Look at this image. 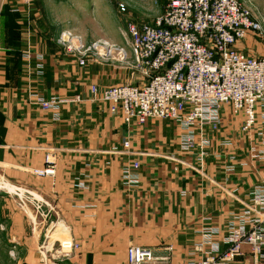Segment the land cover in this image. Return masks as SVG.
I'll list each match as a JSON object with an SVG mask.
<instances>
[{
	"label": "crops",
	"instance_id": "obj_1",
	"mask_svg": "<svg viewBox=\"0 0 264 264\" xmlns=\"http://www.w3.org/2000/svg\"><path fill=\"white\" fill-rule=\"evenodd\" d=\"M85 2L0 0V264H127L130 244L150 248L153 264H194L204 227L216 229L223 251L231 215H243L252 191L264 188V158L248 152L261 148L264 125L258 119L241 132V115L223 104L218 128H204L209 144L202 161L196 147L181 149L179 137L188 131L170 119L128 126L120 112L93 99L90 86L138 84L140 73L118 49L106 56L104 48L89 51L80 65L57 42L69 30L88 43L74 21ZM255 39L249 34L236 47L264 56ZM112 44L129 58L124 46ZM34 93L81 101L62 103L55 120ZM45 157L54 162L53 176L32 172ZM132 161L139 162L138 182L125 187L121 168ZM249 216L264 227L257 213ZM254 260L244 244L232 264Z\"/></svg>",
	"mask_w": 264,
	"mask_h": 264
},
{
	"label": "built area",
	"instance_id": "obj_2",
	"mask_svg": "<svg viewBox=\"0 0 264 264\" xmlns=\"http://www.w3.org/2000/svg\"><path fill=\"white\" fill-rule=\"evenodd\" d=\"M119 7L125 10L123 4ZM249 34L264 44V6L259 15L239 0H166L163 12L152 23L127 22L125 39L130 48L129 58L121 47L107 40L85 46L69 30L60 32L57 42L78 58L80 65L85 63L88 53H98L97 49H105L103 56L118 49L140 73L142 81L101 89L91 85L93 99L107 102L113 113L120 112L128 126L142 125L149 119L174 121L188 131L179 137L181 149L196 147L198 160L202 161L209 144L204 128L214 131L218 128L223 104L230 105L235 115H241V132L250 131L258 119L259 125H264V56H254L236 47ZM32 96L41 109L53 111L55 120L59 118L62 103L81 101L79 95L45 98L34 93ZM196 131L199 138H195ZM259 135L261 148L257 149L255 144L248 151L253 159L264 158L262 131ZM122 147L124 152L128 151L130 140L125 139ZM138 167V161L123 165V186L138 182ZM55 171L54 162L48 157L44 167L32 169L34 174L44 176H53ZM250 213H257L259 221L264 222V188L256 187L252 191L250 207L243 215H231L223 251L213 239L216 229L204 227L200 231V239L193 246L198 256L194 264H232L244 244L250 246L254 264H258L264 254V227L252 225L254 219ZM153 261L150 248L128 245L127 264H153Z\"/></svg>",
	"mask_w": 264,
	"mask_h": 264
},
{
	"label": "rangeland",
	"instance_id": "obj_3",
	"mask_svg": "<svg viewBox=\"0 0 264 264\" xmlns=\"http://www.w3.org/2000/svg\"><path fill=\"white\" fill-rule=\"evenodd\" d=\"M79 3L82 1L77 2ZM257 3L258 5H253L251 9L257 14H262L263 0H258ZM120 4L124 5V11L119 9ZM165 4L166 0H86L85 4H82L85 13L82 17L74 19L75 31L86 35L85 39L88 43L84 44L85 46L109 39L124 46L130 53L125 39L127 22L152 23L154 17L163 12ZM257 42L261 41L255 39V43Z\"/></svg>",
	"mask_w": 264,
	"mask_h": 264
}]
</instances>
